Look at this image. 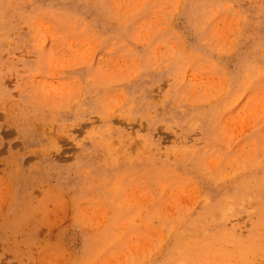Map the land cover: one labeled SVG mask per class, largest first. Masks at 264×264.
Wrapping results in <instances>:
<instances>
[{"label": "rangeland", "instance_id": "374dc122", "mask_svg": "<svg viewBox=\"0 0 264 264\" xmlns=\"http://www.w3.org/2000/svg\"><path fill=\"white\" fill-rule=\"evenodd\" d=\"M0 264H264V0H0Z\"/></svg>", "mask_w": 264, "mask_h": 264}]
</instances>
